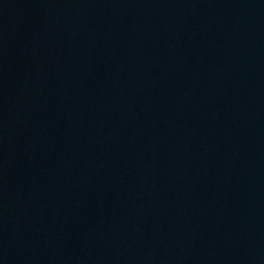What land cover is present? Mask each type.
<instances>
[{
  "label": "water",
  "instance_id": "1",
  "mask_svg": "<svg viewBox=\"0 0 264 264\" xmlns=\"http://www.w3.org/2000/svg\"><path fill=\"white\" fill-rule=\"evenodd\" d=\"M0 264H264V0H0Z\"/></svg>",
  "mask_w": 264,
  "mask_h": 264
}]
</instances>
